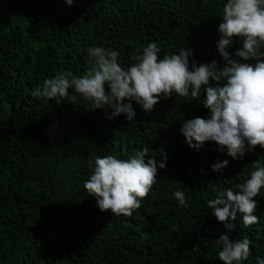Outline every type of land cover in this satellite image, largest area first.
Returning a JSON list of instances; mask_svg holds the SVG:
<instances>
[{
    "label": "trees",
    "instance_id": "trees-1",
    "mask_svg": "<svg viewBox=\"0 0 264 264\" xmlns=\"http://www.w3.org/2000/svg\"><path fill=\"white\" fill-rule=\"evenodd\" d=\"M226 3L0 0V264H222L217 241L226 228L207 203L225 189L239 191L253 162L264 165V149L233 159L214 142L190 148L180 129L185 120L210 118L203 92L197 99L162 96L150 114L133 101L132 121L109 119L107 107L89 111L78 94L74 105H57L33 92L61 71L87 73L93 46L116 50L124 69L152 42L160 58L191 49L190 69L192 61L223 67L217 29ZM238 47L235 39L228 51ZM145 148L157 181L141 207L131 217L101 212L83 187L95 158L129 159ZM223 160L228 167L213 172ZM178 190L185 191L183 207ZM255 199L259 223L246 227L238 213L229 234L251 241L243 264L264 259V189Z\"/></svg>",
    "mask_w": 264,
    "mask_h": 264
},
{
    "label": "clouds",
    "instance_id": "clouds-1",
    "mask_svg": "<svg viewBox=\"0 0 264 264\" xmlns=\"http://www.w3.org/2000/svg\"><path fill=\"white\" fill-rule=\"evenodd\" d=\"M66 3L71 6L73 0ZM217 31V51L225 62L223 67L215 60L199 66L192 61L190 69L191 49L185 47L178 54L160 58V48L152 42L142 54L132 56L135 63L124 69L116 50L93 46L88 52L95 58L94 64L87 73L80 76L61 71L33 95L55 99L57 105L65 100L74 105L78 94L90 105L89 111L107 107L111 109L109 119L124 115L132 121L136 115L133 101L150 114L162 96L171 99L175 93L197 99L203 92L202 106L210 118L197 116L184 121L180 131L186 143L200 150L205 143L214 142L220 153L226 150L227 156L243 159L257 147L264 149V0H227ZM235 39H239L240 47L232 55L228 49ZM69 89L75 94L70 95ZM147 153L145 148L129 159L114 154L95 158L94 170L83 187L96 199L101 212L131 217L141 207L157 181V163L154 159L145 163ZM158 167L164 169L166 163ZM226 167L228 160L219 161L212 165V171L221 172ZM253 168L250 178L236 185L239 191L225 189L207 203L226 228L217 241L222 245L218 252L222 264H243L251 255L250 240L233 241L229 234L235 230L232 221L238 213L246 227L259 223L254 214L258 207L255 198L264 189V165L255 161ZM173 195L181 207L186 205L185 191ZM257 264H264V259H257Z\"/></svg>",
    "mask_w": 264,
    "mask_h": 264
}]
</instances>
